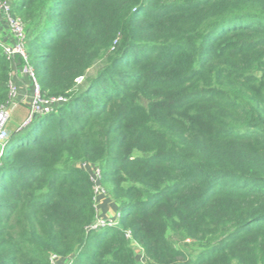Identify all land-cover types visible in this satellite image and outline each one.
Here are the masks:
<instances>
[{
	"label": "trees",
	"instance_id": "trees-1",
	"mask_svg": "<svg viewBox=\"0 0 264 264\" xmlns=\"http://www.w3.org/2000/svg\"><path fill=\"white\" fill-rule=\"evenodd\" d=\"M12 16L43 98L67 102L0 154V264H264V0H13ZM11 73L0 48V113ZM82 164L117 225L93 228Z\"/></svg>",
	"mask_w": 264,
	"mask_h": 264
},
{
	"label": "built area",
	"instance_id": "built-area-1",
	"mask_svg": "<svg viewBox=\"0 0 264 264\" xmlns=\"http://www.w3.org/2000/svg\"><path fill=\"white\" fill-rule=\"evenodd\" d=\"M12 1L13 0L0 1V19L6 20L8 29L10 31V38L8 40L3 41L0 39V48L2 49L3 56L10 63L12 70L26 74L32 83V96L29 99L30 115L26 120L25 125L21 127L22 130L29 127L35 117L52 113L61 105L65 104L67 99L63 97L52 99L43 98L41 94V87L37 82L35 70L29 64L28 60V52L26 47L27 25L21 18L12 16ZM80 80L81 79H79L78 82H80ZM17 91V86L11 79L9 83L10 102L2 109L0 113V144L3 146V150L0 154L3 153L5 149V142L10 136V132L8 131V125L11 120L10 103L14 100V98L17 97ZM89 166L92 168L93 174L95 173L94 177L92 174L91 175L95 184L97 196V192H99V190L96 182L97 179L99 180L98 182H100V171L96 166ZM119 219L120 214L118 212L115 219L98 221L96 225L93 226V228L102 229L106 226L113 227L117 225Z\"/></svg>",
	"mask_w": 264,
	"mask_h": 264
},
{
	"label": "crops",
	"instance_id": "crops-1",
	"mask_svg": "<svg viewBox=\"0 0 264 264\" xmlns=\"http://www.w3.org/2000/svg\"><path fill=\"white\" fill-rule=\"evenodd\" d=\"M9 38L10 31L8 29L7 22L5 19H0V39L6 41ZM11 79L18 88L17 97L14 98V100L10 103L11 120L9 126H13L12 123H15L14 125L16 126V128L13 130H8L10 133H13L15 131H18V129L29 118V99L32 96V83L26 74L16 72L14 70H12ZM2 150L3 146L0 144V153ZM99 202V209L97 207L98 217H100L102 220L115 219L118 213L117 205L106 195L102 199H100ZM56 262L57 264H67L69 262V259H56Z\"/></svg>",
	"mask_w": 264,
	"mask_h": 264
},
{
	"label": "rangeland",
	"instance_id": "rangeland-1",
	"mask_svg": "<svg viewBox=\"0 0 264 264\" xmlns=\"http://www.w3.org/2000/svg\"><path fill=\"white\" fill-rule=\"evenodd\" d=\"M104 65V59L103 60H100V61H98L97 63H96V65L89 71V73H88V75L89 76H92V75H94V74H96V72L102 67ZM83 78L80 80V82H79V84L80 83H82L83 82ZM18 89V88H17ZM18 92V91H17ZM21 122V121H20ZM25 123H26V121H25ZM25 123L23 124V125H25ZM13 124V126H9L10 125V123H9V125H8V129H15L16 128V126L14 125L15 123H12ZM19 124V123H18ZM22 125V126H23ZM19 126V125H18ZM21 126V127H22ZM21 127L18 129V130H21ZM9 131V130H8ZM81 166V168L82 169H84V170H86V171H88V172H90V174H92L93 175V177H94V174H93V170H92V168L88 165V164H82V165H80ZM92 177V178H93ZM95 179H97V178H95ZM99 180L97 179V182H96V184H97V187H98V190H99V192H97V196H96V206L98 207V209H99V206H100V199H102L105 195H106V193H105V191L102 189V187H101V185H99V183L100 182H98ZM107 196V195H106ZM108 197V196H107ZM116 218V217H115ZM106 220V219H105ZM108 220H111V219H108ZM98 221H104V219L102 220L100 217H98L97 216V221H96V223L98 222ZM96 223H95V225H96ZM174 243L176 244V246H178V247H183L185 250H188V251H190L191 250V247H189L188 246V244L187 243H184V242H180V241H178V240H174ZM135 250H136V253H137V259L139 260V261H141V262H145V257H144V254H143V252H142V249H140L139 247H137V246H135Z\"/></svg>",
	"mask_w": 264,
	"mask_h": 264
}]
</instances>
